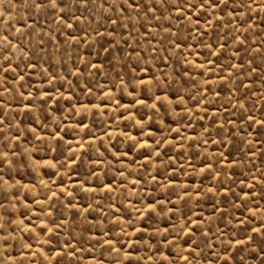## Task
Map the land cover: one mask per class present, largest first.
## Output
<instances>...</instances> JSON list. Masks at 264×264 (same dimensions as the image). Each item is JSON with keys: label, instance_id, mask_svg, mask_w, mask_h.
I'll return each mask as SVG.
<instances>
[{"label": "rangeland", "instance_id": "374dc122", "mask_svg": "<svg viewBox=\"0 0 264 264\" xmlns=\"http://www.w3.org/2000/svg\"><path fill=\"white\" fill-rule=\"evenodd\" d=\"M0 264H264V0H0Z\"/></svg>", "mask_w": 264, "mask_h": 264}, {"label": "snow or ice", "instance_id": "6c2138e0", "mask_svg": "<svg viewBox=\"0 0 264 264\" xmlns=\"http://www.w3.org/2000/svg\"><path fill=\"white\" fill-rule=\"evenodd\" d=\"M53 3H55V0H53Z\"/></svg>", "mask_w": 264, "mask_h": 264}]
</instances>
